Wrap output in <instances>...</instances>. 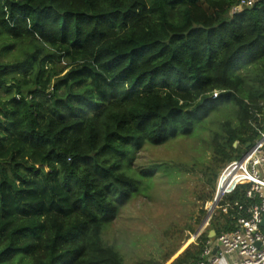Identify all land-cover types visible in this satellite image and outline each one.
I'll list each match as a JSON object with an SVG mask.
<instances>
[{"label":"trees","instance_id":"trees-1","mask_svg":"<svg viewBox=\"0 0 264 264\" xmlns=\"http://www.w3.org/2000/svg\"><path fill=\"white\" fill-rule=\"evenodd\" d=\"M239 1L0 0V264H127L105 232L179 169L133 158L214 123L209 210L221 172L264 135V0L233 13ZM250 186L172 264L234 230L259 202Z\"/></svg>","mask_w":264,"mask_h":264},{"label":"rangeland","instance_id":"rangeland-1","mask_svg":"<svg viewBox=\"0 0 264 264\" xmlns=\"http://www.w3.org/2000/svg\"><path fill=\"white\" fill-rule=\"evenodd\" d=\"M227 108H234V105L230 104ZM228 115L233 119V109L229 110ZM217 116L219 120L225 119L222 115ZM213 129H217V124L211 123L207 131L194 137L141 150L133 158L135 169L147 167L148 164H164L179 169L171 177L158 171L148 196H145V190L135 196L105 232L106 241L119 249L127 264L151 257L163 260L173 248L178 251L189 241L194 245L193 237L199 228L201 231L209 213L210 202L202 203L198 196L210 191L204 181L203 170L210 156L207 141ZM201 210H205V213H201ZM188 226L194 229L193 233L186 231Z\"/></svg>","mask_w":264,"mask_h":264},{"label":"built area","instance_id":"built-area-1","mask_svg":"<svg viewBox=\"0 0 264 264\" xmlns=\"http://www.w3.org/2000/svg\"><path fill=\"white\" fill-rule=\"evenodd\" d=\"M253 2L254 0H240L239 4L232 9V12L236 13L245 7H252ZM263 139L264 135L240 160L232 162L226 167L241 165L243 160L248 158L246 160V172L249 178L235 184L232 190L221 191L222 196L215 209H222L224 214H228L230 209L228 204L224 207L218 205L223 197L232 193L237 186L243 184L251 185L247 191V198L254 199L258 196L259 202L251 205L244 214L236 218V228L234 230L228 233L223 232L215 240L206 242L200 260L193 264H220L221 260L229 255L238 256L239 264H264V142L260 144ZM220 183L221 178L218 179L216 194ZM213 212L208 213L206 225L201 231H197L193 237L194 243L210 226ZM192 244L189 241L182 245L167 264H172L176 261Z\"/></svg>","mask_w":264,"mask_h":264},{"label":"crops","instance_id":"crops-1","mask_svg":"<svg viewBox=\"0 0 264 264\" xmlns=\"http://www.w3.org/2000/svg\"><path fill=\"white\" fill-rule=\"evenodd\" d=\"M263 142H264V139L261 141L260 144H262ZM247 159L248 158H245L241 165H235V166L231 165L221 173V175L219 177V178H221L220 187L218 189L217 194L215 195V197L211 201L209 213H211L215 209L218 201L220 200V198L222 196L221 191H225V190L228 191V190L234 189V186H235V182H233L234 179H236L237 182H242L243 180H247L249 178V175L243 169V166H244ZM230 185H231V187H228ZM207 219H208V217H207ZM207 219L205 221H207ZM204 226H205V224H203L202 228ZM237 263L239 264V258L236 255L226 256L220 262V264H237Z\"/></svg>","mask_w":264,"mask_h":264},{"label":"water","instance_id":"water-1","mask_svg":"<svg viewBox=\"0 0 264 264\" xmlns=\"http://www.w3.org/2000/svg\"><path fill=\"white\" fill-rule=\"evenodd\" d=\"M236 145H237V143L234 144V146H236ZM199 230H200V228H199ZM199 230H198V232H199ZM215 235H216V232L214 230H211L209 233V238H213V237H215Z\"/></svg>","mask_w":264,"mask_h":264},{"label":"bare ground","instance_id":"bare-ground-1","mask_svg":"<svg viewBox=\"0 0 264 264\" xmlns=\"http://www.w3.org/2000/svg\"><path fill=\"white\" fill-rule=\"evenodd\" d=\"M246 165H247V161L245 162V164H244V166H243V169L246 171ZM242 172V171H241ZM233 182H235V184H237V183H239V182H237V180L236 179H234V181ZM228 187H231V185L230 186H228Z\"/></svg>","mask_w":264,"mask_h":264}]
</instances>
